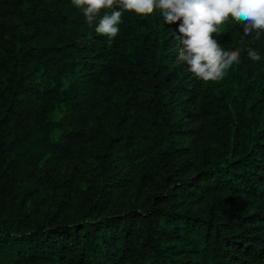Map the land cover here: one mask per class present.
<instances>
[{
  "label": "trees",
  "instance_id": "obj_1",
  "mask_svg": "<svg viewBox=\"0 0 264 264\" xmlns=\"http://www.w3.org/2000/svg\"><path fill=\"white\" fill-rule=\"evenodd\" d=\"M98 19L0 0V264H264V37L205 82L159 9Z\"/></svg>",
  "mask_w": 264,
  "mask_h": 264
},
{
  "label": "clouds",
  "instance_id": "obj_2",
  "mask_svg": "<svg viewBox=\"0 0 264 264\" xmlns=\"http://www.w3.org/2000/svg\"><path fill=\"white\" fill-rule=\"evenodd\" d=\"M86 23L97 21L95 32L111 42L119 34L125 12L144 17L159 9L165 24L179 23L176 61L202 81L223 79L227 70L241 63L239 49L225 50L213 34L229 17L243 25L245 36L264 37V0H71ZM103 13V15H101ZM251 61H260L258 50L247 49Z\"/></svg>",
  "mask_w": 264,
  "mask_h": 264
}]
</instances>
